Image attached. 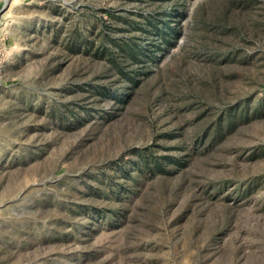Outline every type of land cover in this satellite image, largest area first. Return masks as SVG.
<instances>
[{"label":"rangeland","instance_id":"obj_1","mask_svg":"<svg viewBox=\"0 0 264 264\" xmlns=\"http://www.w3.org/2000/svg\"><path fill=\"white\" fill-rule=\"evenodd\" d=\"M0 264H264V0H0Z\"/></svg>","mask_w":264,"mask_h":264},{"label":"trees","instance_id":"obj_2","mask_svg":"<svg viewBox=\"0 0 264 264\" xmlns=\"http://www.w3.org/2000/svg\"><path fill=\"white\" fill-rule=\"evenodd\" d=\"M166 30H170V29H168V27H166ZM162 38H164V39H166V33H164V32H159L158 33ZM127 52V54H128V56H129V58L131 59V60H133V61H137L138 60V58L141 56V54L142 53H140L139 52V50H137V49H129V50H127L126 51Z\"/></svg>","mask_w":264,"mask_h":264}]
</instances>
